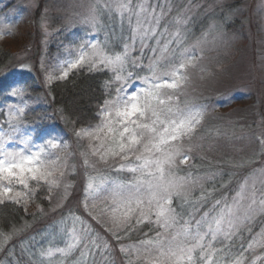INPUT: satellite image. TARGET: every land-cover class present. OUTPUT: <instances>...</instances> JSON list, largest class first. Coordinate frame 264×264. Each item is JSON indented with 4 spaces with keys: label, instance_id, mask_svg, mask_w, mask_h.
Returning <instances> with one entry per match:
<instances>
[{
    "label": "snow or ice",
    "instance_id": "1",
    "mask_svg": "<svg viewBox=\"0 0 264 264\" xmlns=\"http://www.w3.org/2000/svg\"><path fill=\"white\" fill-rule=\"evenodd\" d=\"M100 7L116 13L122 22L127 20L126 41L119 48L99 41L82 43L69 53L72 58L64 61L59 76L47 77L49 82L64 80L71 71L84 68L112 74L106 82L107 98L98 105L97 122L79 128L75 135L87 142V152L82 153L85 169L103 164L125 175L119 180L101 177L99 182L89 176L85 210L89 199L95 201L110 192L116 239L137 232L143 235L134 245L121 244L124 264H247L246 253L264 249V232L233 249L238 238L252 232L257 217H264V169L241 176L235 188L231 187L235 174L213 170L203 177L180 174L181 166L191 158L192 141L204 118L203 106L181 101L190 81L189 70L196 69L202 58L196 55L197 45L185 46L178 32L166 39L163 12L157 14L146 2L112 0ZM98 15L94 6L88 22L95 26ZM137 43L142 52L152 53L146 68L142 57L132 55ZM145 70L147 74L141 75ZM10 95L23 97L24 89L13 86ZM25 107L10 108L4 123L11 132L0 130V204L22 200L27 204L44 185L51 193L62 184L69 166L68 157L61 160L57 155L65 147L57 138L49 136L37 144L31 137H20ZM258 140L264 149V138ZM89 155L95 160L90 162ZM72 221L70 228L62 222L61 231L67 237L63 247L42 250L40 264L45 260L68 264L77 251L80 257L74 264H81L97 250L101 255L107 252L109 243L92 230L86 218L74 216ZM144 226L149 232L143 231ZM0 238L12 236L0 234ZM255 260L264 264L262 256Z\"/></svg>",
    "mask_w": 264,
    "mask_h": 264
},
{
    "label": "rangeland",
    "instance_id": "2",
    "mask_svg": "<svg viewBox=\"0 0 264 264\" xmlns=\"http://www.w3.org/2000/svg\"><path fill=\"white\" fill-rule=\"evenodd\" d=\"M183 1L185 4H181ZM142 2L155 7L157 14L163 12L162 22L170 12L175 13L167 22L171 25L164 24L167 26V36L169 31L175 29L174 33L178 32L181 38L186 21L176 11L175 0H135L137 4ZM223 2H230L233 5V11L229 16L244 17L245 35L236 37L233 34H224L215 30L213 23L208 24L204 33L187 45H197L196 55L200 57L202 54V58L198 61L199 66L196 69L189 70L190 81L186 85L185 94L210 96L211 93H216L212 105L203 106L204 113L206 110L224 113L227 114V120L233 121L232 119L241 116L244 118L253 109L260 112L261 108L264 112V0H177L181 5V11L188 10L189 7L191 10L203 7L209 11L215 4ZM104 3L111 4L112 0H0V33H3L0 35V45L8 49L12 55L11 62L8 63L11 65L10 68L3 71L2 76H9L4 87L7 86L8 81L12 82L15 79L13 85L6 88L7 96L0 102V106L7 105L5 113L0 117V126H2L0 130L5 134L11 132L8 124L4 123L10 108L14 110L27 105L26 111L31 103L36 104L38 100L44 103L45 100L40 93H37L40 97L36 96L34 99L28 98V93L23 97L10 95L13 86L22 87L20 76L23 73L32 71L42 76L41 84L46 87L55 80L49 82L47 77L59 76L63 71L64 61L72 58L69 53L75 52L82 43L99 41L109 47L119 48L126 41L129 35L127 20L122 22L116 13L103 10L100 6ZM8 4L11 5L6 7ZM183 5L186 7L183 8ZM94 6L99 9L98 23L95 26L88 22ZM251 6L253 11L248 16ZM103 29L109 30L111 35H107V31ZM170 36L172 38V35ZM182 40L184 41L183 38ZM132 55L136 58L142 57L146 68L152 53L147 49L142 52L137 43ZM140 74L146 75L147 72L145 70ZM54 113L58 114V112ZM55 116L58 122L52 121V125L42 130L37 126L39 119L31 118L30 121L29 119L25 121L23 118L19 124L20 137H31L37 144L49 136L55 137L65 146L57 152V155L61 160L65 157L69 158V166L64 169L66 174L59 187L53 188L49 193L48 186L44 185L27 204L21 201L25 210L34 213L40 222L48 225L43 230H37L24 237L23 234L29 228H34L31 226L33 221H25L26 223L4 234V236L11 234L10 240L0 238V249L6 247L10 241L18 239L16 243L20 250L37 264L41 261L42 247L37 250L36 247L40 244H44L43 250L50 246L63 247L67 237L61 231L64 227L62 222H66L67 227L70 228L74 216L86 218L92 230H96L93 226H97L98 231L101 230L106 236H113L115 230L111 222L110 209L114 201L110 192L102 193L95 201L89 199L87 211L83 202L89 176H94L97 182L101 177L105 180H117L116 172L103 164H97L95 170L85 169L82 153L87 152V142L77 139L75 132L79 128L67 122L62 123L61 117ZM261 126L259 133L263 134L264 138V125ZM243 142L244 149L248 150L251 147L249 141L245 139ZM236 143L235 146L240 145ZM88 159L90 162L95 160L91 155ZM260 162L257 172L264 169V158ZM93 216L95 219H92ZM261 232H264V226L263 229L260 228L259 233ZM6 254L11 256L13 251ZM77 256L80 257V253ZM45 262L48 264L47 260ZM58 263L57 260L53 262V264Z\"/></svg>",
    "mask_w": 264,
    "mask_h": 264
},
{
    "label": "trees",
    "instance_id": "3",
    "mask_svg": "<svg viewBox=\"0 0 264 264\" xmlns=\"http://www.w3.org/2000/svg\"><path fill=\"white\" fill-rule=\"evenodd\" d=\"M175 4L176 11L181 18L186 21L185 27H183L185 30H182L181 35V40L182 38L184 39L186 46L196 40L197 36L200 37L210 23L215 25V30L218 32L221 31L224 34H233L236 37L245 35V27L243 25L244 17L229 16V13L233 11V5L230 2L215 4L209 11L203 7L194 10H191L189 7L188 10L181 11V5L177 3V0H175ZM181 4H185V1ZM10 5L11 4H8L6 7ZM184 6L186 7V5H183V8ZM252 11L253 9L251 6L248 16H250ZM174 15L175 13L173 14V12H170L162 23L167 24ZM103 30L107 31V35H111L109 30ZM175 31V29L169 31V35L166 39H170V35ZM11 56L10 51L0 45V102L7 96L8 92L6 93V88L11 87L13 85L12 83L15 81V79L12 82L11 80L8 81L7 86L4 87L9 76L4 77L2 75L4 74L3 71L11 66L8 64L11 62ZM110 76V72H90L84 68L73 70L66 79H55L48 86L43 87L41 84L42 76H38L37 73L35 74V72L33 73L32 71H26L20 76V82L24 89L25 96L28 93L29 95L27 97H32L34 99L37 93H40L45 100H43L44 103L39 100L36 101V104L31 103V106L25 111L23 118L25 121L26 119L30 121L31 118L39 119L40 122L37 125L39 130L52 125V121H54V123L58 122V118L55 115L61 117L62 123L67 122L76 128L95 124L97 122L95 117L98 105L107 98L109 89L106 88V82L109 80ZM186 89L187 87L184 88L181 93V101L188 105H205L207 107V104L210 105L215 101V95H217L216 93H211L210 96L195 94L191 96L190 94H185ZM6 107V104L0 106V117L5 113ZM259 110L260 112H257L253 109V111L245 115L244 118L241 116L232 119L233 121H231V119L227 120V114L211 111L207 112L206 110L199 133L192 141L193 150L189 154L191 158L186 165L181 166L180 174H191L193 177H203L209 170L235 174L231 185L232 188H235V181L239 180L241 176H246L254 170H257L261 164L260 161H263L264 158V150L261 148L258 140V138H263V134H260L259 131L262 129L261 124L264 125V112L261 108ZM54 112H58V114ZM245 139H247L251 145L248 150L244 149L242 144ZM234 141L238 142L240 145L235 146L237 143ZM238 163H243L244 166L236 168L235 165ZM124 175V173H115V178L119 180ZM225 180H227V177H225ZM221 191H223V189H221ZM25 221H33L31 226L34 228L30 226L31 228L23 234L24 237H28L29 234L37 230H43L48 225L47 223L44 225L42 221L40 222L34 213L31 214L25 210L21 203L15 204L6 202L0 204V234L4 235L9 233L13 228L22 225ZM263 226L264 217H257L251 225L252 232L245 233L242 238H238L235 241L236 247H234L233 251L235 252L241 243H244L246 246L247 241L258 234L260 228L263 229ZM93 227H96L97 230L93 229V231L99 234L101 238L103 237V239L109 243L110 247L103 255L97 250L94 256L85 257L83 261H81V264H93V261H95V264H124L123 256L119 251L121 244H135L138 238H144L141 233L137 232L133 233L130 238L118 240L115 235L110 237L106 236L101 230L98 231L99 228L97 226ZM33 229L35 230L33 231ZM143 231L147 233L149 232V228L144 226ZM17 240L10 241L6 247L0 249V264H37L34 260L28 258L25 252L20 250L16 243ZM40 247H42L43 250L45 246L44 244H40L36 247V250ZM9 251H13V255L8 256L6 252ZM78 254L79 251L74 253V255L69 258L68 264H74V262L79 259V256H77ZM246 256L247 264H253L256 256H262V259H264V249L257 248L254 252L246 253ZM44 264H46L45 261ZM255 264H262V261L255 260Z\"/></svg>",
    "mask_w": 264,
    "mask_h": 264
}]
</instances>
